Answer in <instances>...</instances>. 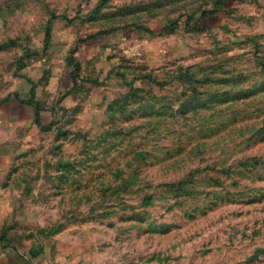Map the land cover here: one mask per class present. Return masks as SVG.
<instances>
[{
  "label": "rangeland",
  "instance_id": "rangeland-1",
  "mask_svg": "<svg viewBox=\"0 0 264 264\" xmlns=\"http://www.w3.org/2000/svg\"><path fill=\"white\" fill-rule=\"evenodd\" d=\"M28 89L0 264H264V0H0V107Z\"/></svg>",
  "mask_w": 264,
  "mask_h": 264
},
{
  "label": "crops",
  "instance_id": "crops-1",
  "mask_svg": "<svg viewBox=\"0 0 264 264\" xmlns=\"http://www.w3.org/2000/svg\"><path fill=\"white\" fill-rule=\"evenodd\" d=\"M31 98L39 102L38 108L35 107L33 101H30ZM12 102L15 103V106H13ZM45 112L46 108L43 106L42 101L36 97L35 91L28 89L23 96L20 94L14 95L13 101L10 104H5L0 107L2 140H5L7 133L9 134L12 131V127L18 123H26L27 121L36 122L35 114L38 116V122L43 124V117H47L44 114Z\"/></svg>",
  "mask_w": 264,
  "mask_h": 264
},
{
  "label": "trees",
  "instance_id": "trees-1",
  "mask_svg": "<svg viewBox=\"0 0 264 264\" xmlns=\"http://www.w3.org/2000/svg\"><path fill=\"white\" fill-rule=\"evenodd\" d=\"M30 101H33V102H34L36 108L39 107V104H38L39 102H38V101H36V100H34V99L32 100V98L30 99ZM37 117H38V116L35 114V121H36V122H38V118H37ZM38 123H39V122H38Z\"/></svg>",
  "mask_w": 264,
  "mask_h": 264
}]
</instances>
